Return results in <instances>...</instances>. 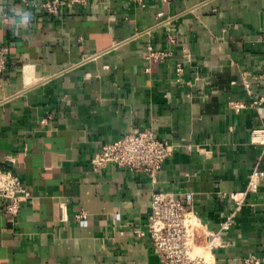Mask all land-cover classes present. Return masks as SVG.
Listing matches in <instances>:
<instances>
[{"label": "crops", "instance_id": "1", "mask_svg": "<svg viewBox=\"0 0 264 264\" xmlns=\"http://www.w3.org/2000/svg\"><path fill=\"white\" fill-rule=\"evenodd\" d=\"M0 47V166L15 158L32 195L16 224L0 209V264H161L141 236L153 191L184 195L220 233L217 264L264 259V177L240 208L231 198L264 172V0H90L62 16L0 0ZM150 47L172 55L148 62ZM147 129L175 147L156 183L92 168Z\"/></svg>", "mask_w": 264, "mask_h": 264}, {"label": "built area", "instance_id": "2", "mask_svg": "<svg viewBox=\"0 0 264 264\" xmlns=\"http://www.w3.org/2000/svg\"><path fill=\"white\" fill-rule=\"evenodd\" d=\"M26 8L52 16H62L76 7L85 9L90 0H22ZM2 21L9 22V14L2 13ZM168 44L179 46L177 35H169ZM172 55L171 51H156L149 48L148 62H163ZM190 61L188 53L176 67L177 81H181L186 64ZM7 68V49L0 47V74ZM257 104V103H255ZM254 104V105H255ZM232 108L240 110L243 103H233ZM260 143H264L260 140ZM175 154V147L158 139L151 129L140 133H130L111 143L103 145L93 157L91 166L95 171L108 166H116L131 173H143L154 183L162 172L165 162ZM10 157L0 166V209L12 224H16L23 204L31 198V192L24 186L21 178L7 168L15 164ZM264 172L255 169L250 177L246 191L233 193L231 198L240 208L249 193L257 192ZM84 213L77 219H85ZM148 237L160 259L161 264H217L215 251L223 247L220 233L204 230L201 220L190 209L187 198L169 191H153L151 213L147 229L141 232ZM244 264H264V259L251 256Z\"/></svg>", "mask_w": 264, "mask_h": 264}, {"label": "clouds", "instance_id": "3", "mask_svg": "<svg viewBox=\"0 0 264 264\" xmlns=\"http://www.w3.org/2000/svg\"><path fill=\"white\" fill-rule=\"evenodd\" d=\"M31 20H32V15L30 12L22 11L19 9L14 10L13 23L17 28L19 27L27 28Z\"/></svg>", "mask_w": 264, "mask_h": 264}]
</instances>
